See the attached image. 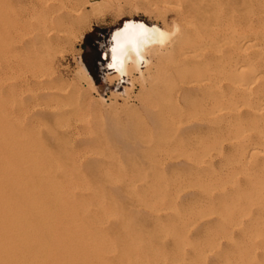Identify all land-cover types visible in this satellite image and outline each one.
Here are the masks:
<instances>
[{
  "label": "rangeland",
  "instance_id": "rangeland-1",
  "mask_svg": "<svg viewBox=\"0 0 264 264\" xmlns=\"http://www.w3.org/2000/svg\"><path fill=\"white\" fill-rule=\"evenodd\" d=\"M70 1L79 3L80 0ZM88 1H90V6L85 9L87 17L79 19L73 28L74 35L71 39L59 44V48L64 52L58 54L53 68L50 69L54 72L50 78L68 90L64 88L62 98L58 101V105L63 106L66 115L69 112V116L65 115L66 119L63 121L65 125L63 124V127L55 130L58 133L56 140L52 141L50 138L51 133L49 134L50 130L46 124L33 122L29 112L24 115L25 110L21 106L27 99V91L23 93L19 90L10 93V96L6 94L10 88L8 85L13 82H18L20 85L24 78L20 74L28 72V66H23L22 70L14 67L21 62L26 64L25 57L22 56V59L19 57L20 53L18 55L13 49L10 51L6 49L0 56V90L2 88L4 90L5 87L8 89L4 90L6 93L2 90V93L4 92V98L9 97L8 104H6L7 111L15 120L8 123L6 129L0 130V159L3 157L5 162L0 169H4L3 171L7 174L11 188L15 192H32L39 200L44 199V194L48 192L73 191L71 193L75 203L72 206V213L80 225L79 228L82 229H79V234L86 236L88 240L85 252L79 247L81 245L74 241L73 254H69L73 262L80 259L85 264H94L93 262H96L95 264H108L109 262L110 264H264V145L261 147V142L264 141V135H262L264 134V110L259 111H262L260 119L258 113L254 114L257 110L251 108L256 99L264 94V85L261 83L260 77L257 78L260 84L255 82L253 85L259 95L253 91V96L248 95L249 100H247L246 96L244 97L241 92H238V89H235L234 92L232 114L235 119L234 123H238L234 127V133L236 134L241 129L242 131L247 130L246 134L242 132L243 134L240 135L242 137L236 136L237 138L232 140H221L218 143L210 141L206 139L208 133L200 132L197 127L207 124L211 117L208 114V110L212 106L208 94L213 78L211 71L214 67L211 58H201L196 63L197 65H192L182 58L178 59L177 54H168L158 62L155 60L151 72L149 68L147 69L146 80L133 77L134 90L129 88L123 96L113 92L116 90L115 84H106L103 79L104 73L109 71L106 68L108 63L104 59V51L109 47L111 33L116 27L126 19L135 18L150 24L155 23L172 28L175 16H177L175 13L178 10V5L175 4L177 7L173 5L176 9L171 5H169L170 7L166 6L168 9L166 7L161 9L164 6V0ZM177 1L169 0L172 2L171 4L183 2V0ZM207 1L204 0L203 3ZM214 1L216 2V0ZM218 1L220 6L213 10L212 15L221 18L229 15L231 18L232 26L227 34L230 39H227L231 41L236 58L243 40H248L247 45L252 43V39L253 42L255 40V43H250L251 46L257 43L259 48L246 46V42L244 46L246 49L252 48V50L250 48V51H246V55L257 70L261 71L260 63H264V0H231L229 7L226 5V0ZM15 8L20 13L21 7L16 6ZM121 15L123 16L120 17ZM242 37L243 39H241ZM19 38L21 37L19 36ZM19 38L12 39L10 43L16 41L14 45L20 44L22 38L20 41ZM260 48L263 49L260 50ZM80 57L83 58L94 77L97 85L96 90L91 89L78 73L76 59L78 60ZM207 59L208 62H206ZM258 59L259 61H257ZM256 61L261 62L258 65ZM206 63H210L213 67ZM9 64L14 67H12V71L6 69ZM21 64L20 66L23 65ZM197 70L201 71L200 74L196 73ZM200 79L204 80H201L203 85L200 83L201 81L198 82L199 86L195 81ZM184 80L186 82L194 81L187 85ZM126 86L128 85H122L119 91L123 92ZM184 88L188 91L185 92ZM253 98L255 102H253ZM73 101L74 103H72ZM75 106H77L75 111H68ZM251 109L255 111L253 112ZM187 116L191 118L189 119ZM192 116L194 117L192 118ZM187 120H189L188 123H186ZM259 122L262 125H259ZM69 123L71 126L68 125ZM250 128L252 131L255 130L254 133L249 132L248 134ZM62 130L66 132H62ZM257 133L262 136L258 137ZM242 138L245 140L246 146L241 144L244 141ZM61 141L63 142L61 143ZM247 143H249L248 146ZM252 148L254 153L257 148L259 151L262 149V152L257 151V154L250 156V159L249 154L251 155L253 152ZM247 149L248 152H246ZM239 152L241 155L238 154ZM239 164L242 168L241 166L239 168ZM255 166L258 168L255 169ZM251 167L253 168L251 169ZM240 170L242 171L240 172ZM237 173L242 175L239 176ZM236 175L239 177L237 178ZM61 178H67V181L62 180L65 181L64 184L57 183ZM74 178H77V181L82 179V182H77ZM87 179L91 182V186L86 182ZM74 180L77 182L76 185ZM69 182L70 186L73 183L71 186L73 190L67 185ZM80 182L84 184L80 185ZM246 182H249L250 185ZM88 195H91L90 199ZM42 201L47 202L46 199ZM167 202L169 205L166 204ZM80 203L83 205L81 206ZM111 205L112 209L115 206L113 211L108 208ZM96 206L102 210L98 211ZM242 206L244 207L242 208ZM260 206L261 208H259ZM83 209L85 210L83 211ZM150 209L151 211H149ZM48 211L52 212L53 210ZM251 211L252 213H250ZM151 212L155 214L153 215ZM208 213L211 216L207 215ZM213 213H217L219 217ZM253 214L255 217L252 216ZM99 217L101 218L99 219ZM247 222L251 225H248ZM90 230L92 233L89 232ZM107 235L110 237L109 239ZM219 235H222L223 239L226 237L227 240H220L222 238ZM235 236L236 238H234ZM244 237L247 238L244 239ZM77 238L76 235L75 239ZM91 240H93L92 245ZM105 243L108 244L106 247ZM97 245H102L103 248ZM128 246H131L130 249ZM236 247L238 249H235ZM75 248H78L77 251ZM134 248L140 254L135 253ZM127 249L129 250L127 251ZM101 252L102 254H100ZM104 252L107 253V256ZM75 256L77 257L75 258ZM132 258L131 261L134 263L130 261Z\"/></svg>",
  "mask_w": 264,
  "mask_h": 264
},
{
  "label": "bare ground",
  "instance_id": "bare-ground-1",
  "mask_svg": "<svg viewBox=\"0 0 264 264\" xmlns=\"http://www.w3.org/2000/svg\"><path fill=\"white\" fill-rule=\"evenodd\" d=\"M80 1H79V3H80L79 4V3H77L78 1L74 3V1H70V0H0V56L4 53V51H6V49H7V51H10V49H13L15 52L18 53V55L20 53L19 57H22V56L25 57L24 62H26V64L21 62L23 65L21 63H19V64H16V66H14V67L22 70L23 66H25V67L28 66V72L27 73H29V75H26L27 73H22V75L20 74L21 77L24 76L23 80L21 79L22 82H20V85H18V82H16V83L13 82V83L9 84L8 87L10 86V88H9L8 93L5 92L8 90L6 87H5V89H7V90L4 89L5 90L4 91L3 88H2V90L7 94V96H10L9 95L10 93H14V92H17L19 90L23 93H25L26 91L28 92L27 93L28 96L26 95L27 99L22 103V106H21L25 110V112L23 111L24 115H25V113L29 112V113H31V119L33 122L36 121V122L46 124L48 129L50 130L49 134L51 133L50 138L52 139V141L57 139L58 133L55 130L59 129L60 127H63L65 125L63 123V121H65L64 119H66L65 118V115H66L65 111L66 110L64 108H62L63 106L60 105L61 106L60 107L58 105L59 104L58 101L62 98V94H63L62 92L64 91L65 86L59 85L57 82L54 81V79L52 80L50 78V76H52V74L54 75V72L50 71V69L53 68V65L56 61L58 54L60 52H62V53L64 52V50H61V48H59V44L65 40L71 39V37H73V35H74L73 28L78 23L79 19L87 17L85 15V9L87 6H90V1L84 0L83 2L81 1L82 3ZM174 1H176V0H174ZM178 1H180V0H178ZM203 1L204 0H183V2L180 1V3L175 2L174 4H171L172 2H169V0H164V6L161 9H163V8L165 9V7L169 6V5H171V6H173L175 4L178 5V8H177L178 10L176 12L177 14L175 13V15H177V16H175L174 25H179L180 33L172 39V41L169 43V45L164 50H162V51L161 50H154V51L149 50L148 58L152 59V64L149 67V70H150V72H151V70H153L155 60L158 62V61L164 59L166 57V55H168V54H177L178 59L182 58L185 62H187L188 64L191 63L192 65L198 63L200 61V59L204 58V57H208V58H211L213 60V66L214 67L210 64L211 60H209L210 63H206V64H209L210 66L213 67V70L211 71V76L213 77L212 81H211L212 85L209 87V90H208L209 98H210L211 103H212L210 110H208L209 111L208 114L211 117H210L209 121H207V124H201L200 126L197 127V129L202 133H208L206 136V139H208L210 141H215V142L217 141V143H218V142H221V140H226V139L232 140L233 138H237L238 136L243 134L242 132H245V134H246L247 130L242 131L241 129L236 134L234 133V127L236 124H238V123H236V124L234 123L235 119H234L233 114H232V112L234 111L233 110V108H234L233 102H234V97H235L234 92H235V89H238V92H241L242 95H244V97L246 96V99L249 100L247 98V96L248 95L253 96V91L256 92V88H255V90L253 88L254 83L257 82L258 84H260L259 79H257L258 77H260L261 83L264 85V63L261 62L262 60L260 61L261 63L257 62V61H259V59L256 61V63L258 65H259V63L261 64V69H260L261 71H259L252 64V61L250 62L248 60V57L246 55L247 54L246 51L247 52L250 51V48L253 46H255L254 48H256V49L259 48L257 43H256L257 46L256 45L251 46V44L255 43V40L253 42V39H252V43L250 42L251 44L249 43L248 45H247V41H248L247 39H246L247 41L243 40L244 41V42H242L243 44L242 43L240 44L236 41L238 44H240V47H239L240 52L237 54L238 57L236 58V55L233 52L234 50H232L233 48L231 46V41L228 40L230 38L227 37V34L230 31V28L232 26L231 25L232 24L231 18L229 17V15H228V17H222V18L219 16L212 15L213 10L216 7L220 6L218 0H216V2L214 0H208L206 3H203ZM230 1L231 0H226V5L228 7L230 6L229 5ZM221 2H222V0H221ZM161 5H163V4L161 3ZM16 6H18V8L21 7L20 13H18L16 11V8H15ZM155 6L157 7V5H155ZM156 7H155V9H156ZM175 7H177V6L175 5ZM172 8H174V6ZM174 9H176V8H174ZM158 10H159V7H158ZM258 12H260V11H258ZM13 16H14V18H12ZM129 20L136 21V22H143L145 25H147L149 27L156 25V26L161 27L162 29L165 27L169 31H171V29H172L169 26H160L159 24H155V23L150 24V23H148L144 20H141V19L130 18V19L124 20V22L120 26L116 27L112 31V33L114 31H116L117 29L122 28L124 23L126 21H129ZM244 30H246V29H244ZM112 33H111V35H112ZM229 34L231 35V33H229ZM19 36L22 38V40H21V38H19ZM16 37L19 38V41L21 40V43L16 44V45H14V43H16V41H14L13 43L12 42L10 43V41L12 39L14 40ZM241 39H243V37ZM244 43L246 44V46L250 45L251 47H248L246 49V46H244ZM261 49H263V48H260V50ZM251 50H252V48H251ZM252 54H251V56H254ZM23 57H22V59H23ZM110 58L111 57H110V53H109L108 59H105V60H107V63H109ZM252 58H254V57H252ZM252 58H251V60H252ZM20 60H21V58H20ZM254 60H256V58H254ZM76 61H77V65L79 68L78 73L83 77V79H85V81L87 82L86 84L91 89L96 90L97 85L95 83L94 77L90 73V70L87 67L86 63L84 62L83 58L80 57V58H78V60L76 59ZM206 62H208V59ZM20 64L22 66H20ZM12 67L13 66L9 64L8 68H6V69H10L12 71V69L14 68V67L13 68ZM206 69H208V68L206 67ZM200 72L197 70L196 73L200 74ZM78 73H77V76L79 75ZM203 73H204V71H203ZM183 75H184V73H183ZM81 76H80V78H82ZM196 78H194V79H196ZM146 79H147V77H146ZM183 79H184V76H183ZM132 80L134 81V79H132ZM201 80H204V79H200L199 81H195V83L197 82L196 84H198L200 86V84L198 82H200ZM193 81L194 80H188L187 82L186 81L185 82L188 85V84H192ZM132 83H134V82H132ZM200 83L202 84L203 82L201 81ZM196 84H194V85L196 86ZM205 85L207 86V84H205ZM262 88H263V86H262ZM184 89H185V92L188 91V89H186V88H184ZM2 90H0V130L6 129V126L8 123H11V121H15V120H13L14 117L11 114H9V112L7 111L6 104H8L9 97L4 98L5 95L3 96L4 92L2 93ZM65 90H67V89L65 88ZM256 94H257V92H256ZM262 94H263V92H262ZM257 95H259V93ZM261 96L260 97L258 96L259 98L256 99V102L254 101V98H253L252 100H253V102H255V104L251 105L252 106L251 108L256 109L257 111L254 112L255 110L254 111L252 109L251 110L254 112V114L258 113L259 116L258 115L257 116L260 119L262 118V116H260L261 112L264 110L263 109V107H264L263 106L264 105V94L262 97ZM177 98H178V96H177ZM235 102H236V100H235ZM72 103H74V101ZM209 104H210V102H209ZM77 106H75V108H72L71 110H68V111H70V112L72 110L75 111V109H77L76 108ZM248 109H249V107H248ZM239 110H241V109H239ZM260 110H262V111L259 112ZM237 112H238V110H237ZM68 113H67V115L69 116ZM194 113H196V112H194ZM71 115L73 116V113ZM187 115H189V114H187ZM197 115H198V113H197ZM209 115H208V117H209ZM244 115H246V114H244ZM193 117L194 116H192V118ZM204 118H206V117H204ZM239 120H242V119H239ZM188 121L189 120H187L186 123H188ZM191 121H193V120L191 119ZM256 121H257V119H256ZM203 122H205V121H203ZM203 122H200V123H203ZM261 123H262V121H261ZM261 123L259 122V125ZM70 124L71 123H69L68 125H70ZM177 125H178V123H177ZM180 125H183V124H180ZM256 126H257V124H256ZM263 126H264V124H263ZM247 128H249V127H247ZM63 131H65V130H62V132ZM253 131H255V130H253ZM253 131L250 128V131H248V134H249V132H253ZM193 133H195V132H193ZM257 135H259V134L257 133ZM260 135L258 137H261L264 134H262L261 136ZM196 137H197V135H196ZM240 137H242V136H240ZM9 138H10V136H9ZM60 138H61V136H60ZM197 138H199V137H197ZM247 138H249V137H247ZM251 138H252V136H251ZM261 140H262V138H261ZM58 141H60V140H58ZM210 141H207V142H210ZM259 141L260 140L258 139V142ZM62 142L63 141H61V143ZM244 142H245V140L241 144L243 145ZM223 143H224V141H223ZM53 144H54V142H53ZM220 144H222V143H220ZM239 144H240V142H239ZM248 144L249 143H247V146H248ZM255 144H253V145H255ZM263 145H264V141L261 142V147H263ZM238 147H240V146H238ZM254 147H256V145ZM250 148H248V149H250ZM253 148H252V151H253ZM248 149L246 152H248ZM257 149H256L255 153L253 151L251 153V155L249 154V157L250 156L252 157L253 154H257V151L260 152L262 150L261 149L259 151ZM239 150H242V149H239ZM240 153L241 152H239L238 154L241 155ZM263 155H264V151H263ZM236 156H237V153H236ZM247 157H248V155H247ZM251 157H250V159H251ZM2 158L0 159V163H1L0 168H1V166L3 167L2 164L5 163ZM238 160H239V158H238ZM240 161H242V160H240ZM249 161L251 162V160H249ZM249 163H247V164H249ZM240 166L241 165L239 164V168H240ZM257 166H255V169ZM241 168H242V166H241ZM252 168L253 167H251V169ZM245 169H247V168H245ZM245 169H244V171H245ZM255 169H253V170H255ZM3 170L0 169V264H85L84 261L80 260V259H79L80 261L77 260L76 262L74 261L75 262L74 263L73 260H71L72 259L71 256L69 255V254H73L72 251L74 250L75 242L78 245H81L79 247L82 248L84 251L86 249L85 247H86V243L88 241L86 236H82L81 234H79V229H81V228H79L80 225L78 224V221L75 219L74 213H72V206L75 203L74 202L75 199H73V194L71 193L73 191H71L70 187L73 185L72 182H74L75 180L77 181V178L76 179L74 178L75 180L71 182L72 183L71 186H70V182H69V184H67L70 186L69 189L71 192H69V191H62V192L58 191V192H56L55 191V192H48V193L44 194V199H42V200L46 199L48 202L47 203L45 201L39 200L37 198V196L32 192H27V191L15 192V190L13 188H11V186L9 184V178H8L7 174H5V171H3ZM248 170H250V169L248 168ZM7 171H8V169H7ZM241 171L242 170H240V172ZM19 172L21 173V171H19ZM8 175H10V174H8ZM238 175L240 176L242 174L240 173ZM255 175H257V174H255ZM239 176L236 175L237 178ZM256 177H258V176H256ZM229 178H231V177H229ZM245 178H246V176H245ZM69 179H68V181L71 180V179L70 180ZM62 180L67 181V178L66 179L61 178V179H59L60 182H57V183L64 184L63 182H65V181H62ZM81 180H78L77 182H79ZM87 180H86V182L91 186V182L89 180H88L89 181L88 182ZM232 180H233V178H232ZM77 182L74 184L76 185ZM81 182H80V185L84 184ZM52 183H54V182H52ZM246 183H249V182H246ZM248 185H250V183ZM85 186H86V184H85ZM71 188L73 190V187H71ZM83 189H84V187H83ZM234 191H236V190H234ZM244 191H245V189H244ZM90 196L88 197L89 199H90ZM150 198H152V197H150ZM98 200H99V198H98ZM170 200H171V198H170ZM94 201H95V199H94ZM167 201H168V199H167ZM76 202H77V200H76ZM157 202H158V200H157ZM172 203H173V201H172ZM104 204H106V203H104ZM163 204H164V202H163ZM166 204H168V202ZM240 204L242 205V201ZM80 205H81V203H80ZM245 205H247V204H245ZM157 206H158V204L156 205V207ZM244 206H242V208ZM105 207H107V206H105ZM153 207H155V206H153ZM108 208H111V210L113 211L115 209V206L113 209H112V205H111V207H108ZM145 208H147V206ZM259 208H261V206ZM263 208H262V210H263ZM85 209H83V211ZM97 209L99 211L100 208L97 207ZM172 209H170V210H172ZM48 210H53V211L51 212ZM100 210H102V209H100ZM146 210L148 211V209H146ZM109 211L110 210H108V212ZM149 211H151V209ZM166 211L168 212V209ZM166 211H164V212H166ZM172 212H174V211L172 210ZM247 212H245V213H247ZM250 213H252V211ZM86 214H88V213H86ZM102 214H101V217L104 215V214L103 215ZM152 214L154 215L155 213H152ZM215 214H217V213H215ZM156 215H158V214H156ZM202 215L204 217V214H202ZM207 215L211 216L209 213ZM105 216H107V215H105ZM217 216H218V214H217ZM252 216H254V214ZM252 216H251V218H253ZM101 217H99V219ZM192 218H194V217H192ZM234 218H235V216H234ZM245 218H246V215H245ZM102 219H104V218L102 217ZM199 219H202V218H199ZM256 219H258V218H256ZM222 220H223V218H222ZM104 221H105V219H104ZM189 221H190V219H189ZM248 223L249 222H247V224ZM190 225H191V223H190ZM193 225H194V223L192 224V226ZM248 225H251V224L249 223ZM244 226H246V225H244ZM253 226H254V224H253ZM84 227H82L83 230H84ZM220 227H221V225H220ZM235 227H236V225H235ZM239 227H240V224H239ZM94 228H95V226H94ZM255 228H254V230H255ZM88 229H90V228H88ZM91 230L89 231L90 233H92ZM126 230H128V229H126ZM220 230H222V229H220ZM130 231H131V229H130ZM133 232L134 231L132 230V233ZM236 232H239V231H236ZM239 233H241V232H239ZM87 234H88V231H87ZM76 235L79 238V239L77 238L79 240V243L77 242V239H75ZM89 236H91V235H89ZM236 236H237V234H236ZM236 236L234 238H236ZM243 236H245V235H243ZM97 237H100V236L97 235ZM166 237H167V235H166ZM107 238L109 239L110 237L108 236ZM171 238H174V237H171ZM221 238L222 239H220V240L226 239V237L224 239H223V237H221ZM246 238L247 237H244V239H246ZM80 239H81L82 243L80 242ZM94 240H96V239L94 238ZM99 240L101 242V239H99ZM92 241L93 240H91V245H92ZM238 241H240V240H238ZM243 242H244V240H243ZM73 243H74V245H73ZM106 243H105V247L108 245V244L106 245ZM235 243H236V240H235ZM235 243H234V245H235ZM246 243H248V242H246ZM102 244L104 245V243H102ZM243 244H240V245H243ZM101 246H98V247H101ZM130 247H129V249H130ZM102 248H103V246H102ZM77 249L78 248H75V251H77ZM129 249H127V251ZM235 249H238V248L236 247ZM100 250H101V248H100ZM136 250L137 249L134 248L135 253H138V252H136ZM138 251H139V249H138ZM104 253H106V252H104ZM246 253H248V252H246ZM85 254L87 255V253H85ZM100 254H102V252ZM138 254H140V252ZM106 256H107V253H106ZM76 257L77 256H75V258ZM100 257H101V255H100ZM139 259H141V258H139ZM94 260H92V261H94ZM131 260H133V258L130 259V261ZM131 262H133V261H131ZM93 263L95 264L96 262H93ZM100 263H102V262H100ZM106 263H107V261H106ZM108 264H110V262Z\"/></svg>",
  "mask_w": 264,
  "mask_h": 264
},
{
  "label": "clouds",
  "instance_id": "clouds-1",
  "mask_svg": "<svg viewBox=\"0 0 264 264\" xmlns=\"http://www.w3.org/2000/svg\"><path fill=\"white\" fill-rule=\"evenodd\" d=\"M179 33V25H173L169 31L165 27L162 29L156 25L149 27L143 22L126 21L122 28L112 33L109 47L104 51V59H108L109 53L111 57L106 65L109 71L104 73V82L115 84L116 90L113 92L121 96L129 88L134 90L133 77L146 80L147 69L152 64V59L148 58L149 50H164ZM125 84L128 86L120 92V87Z\"/></svg>",
  "mask_w": 264,
  "mask_h": 264
}]
</instances>
